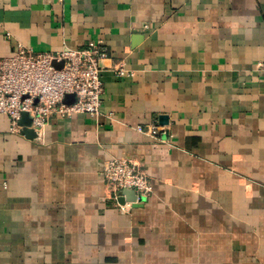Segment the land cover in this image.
<instances>
[{
	"label": "crops",
	"instance_id": "obj_1",
	"mask_svg": "<svg viewBox=\"0 0 264 264\" xmlns=\"http://www.w3.org/2000/svg\"><path fill=\"white\" fill-rule=\"evenodd\" d=\"M91 41L98 118L28 139L0 115V264H264V0H0V57ZM154 120L170 144L136 131ZM110 158L152 184L126 214Z\"/></svg>",
	"mask_w": 264,
	"mask_h": 264
},
{
	"label": "built area",
	"instance_id": "obj_2",
	"mask_svg": "<svg viewBox=\"0 0 264 264\" xmlns=\"http://www.w3.org/2000/svg\"><path fill=\"white\" fill-rule=\"evenodd\" d=\"M110 59L111 52L101 41L88 42L82 48L63 46L54 53L34 52L17 43L11 56L0 57V115L9 118L10 133L21 134L23 113L29 115L28 128L37 139L53 117L70 119L86 114L98 118L104 93L102 63ZM110 70L117 77L132 75L122 63ZM68 95L74 96L70 104L64 102ZM136 131L164 144L172 142V135L156 120L136 127ZM102 175L108 200L122 214H126L129 206L139 204L152 190L139 164L130 159H107ZM125 191H132L136 200L120 204L119 200L125 199Z\"/></svg>",
	"mask_w": 264,
	"mask_h": 264
},
{
	"label": "water",
	"instance_id": "obj_3",
	"mask_svg": "<svg viewBox=\"0 0 264 264\" xmlns=\"http://www.w3.org/2000/svg\"><path fill=\"white\" fill-rule=\"evenodd\" d=\"M74 101V96L73 95H68L65 97L64 102L67 104H70ZM31 123V119L29 117V115L27 113H23L22 114V118L20 121V126L22 127L21 133L26 136L28 139H33L34 137H36L35 133L30 130L28 127ZM125 195V200L120 199L119 203L120 204H124L125 201L127 202H134L135 199V195L132 191H125L124 192Z\"/></svg>",
	"mask_w": 264,
	"mask_h": 264
},
{
	"label": "rangeland",
	"instance_id": "obj_4",
	"mask_svg": "<svg viewBox=\"0 0 264 264\" xmlns=\"http://www.w3.org/2000/svg\"><path fill=\"white\" fill-rule=\"evenodd\" d=\"M164 144V143H163ZM136 162V161H135ZM138 164H139V167H140V170L143 172V174H144V179L151 185V187H152V184H151V181H150V179H149V177L147 176V174H146V172H145V170H144V167H143V165L141 164V163H139V162H137ZM102 177H103V175H102ZM104 184H105V182H104ZM105 186H106V184H105ZM152 191H153V188H152V190H151V192H150V194L145 198V199H143L139 204H141L143 201H145L150 195H151V193H152ZM125 200V199H124ZM107 201L109 202V204L112 206V207H114V205L108 200V198H107ZM125 202H127V201H125ZM139 204H135V205H131V206H129L128 208H127V212L126 213H129V211H130V209L131 208H133V206H139ZM115 208V207H114ZM117 209V208H116ZM118 210V209H117ZM119 211V210H118ZM120 212V211H119ZM121 213V212H120Z\"/></svg>",
	"mask_w": 264,
	"mask_h": 264
}]
</instances>
